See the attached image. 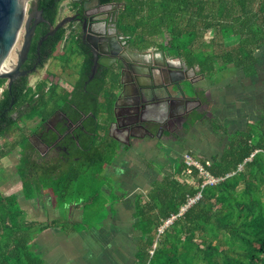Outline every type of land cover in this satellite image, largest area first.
Here are the masks:
<instances>
[{
  "label": "trees",
  "instance_id": "obj_1",
  "mask_svg": "<svg viewBox=\"0 0 264 264\" xmlns=\"http://www.w3.org/2000/svg\"><path fill=\"white\" fill-rule=\"evenodd\" d=\"M62 1L38 0L51 25L58 20ZM117 1L124 3L119 15L124 32L137 44L182 58L198 68L201 79L213 81L229 69L240 70L253 82L259 77L264 59V0ZM50 29L47 23L38 26L31 56L37 55L38 42ZM64 38L61 29L43 43L44 62L56 57ZM61 76L62 71L51 87L41 82L38 90L28 77H22L11 90L0 93V161L19 149L16 170L22 182L16 193L6 194L0 187V264H48L33 244L35 233L54 227L66 234L80 232V225L88 224L87 215L93 212L101 215L91 228L99 223V231L108 237L112 220L121 214L118 205L128 198L127 193L117 192L119 181L109 172L117 161V145L107 136L100 141L107 129L106 120L100 118L112 112L116 97L101 100L97 94L82 99V85L69 93L58 83ZM6 82L0 78V88ZM95 88L103 92L106 83ZM205 94L201 89L202 98ZM74 105L95 114L85 122L92 134H83L72 158L43 156L22 125L36 114L73 110ZM205 116L195 112L190 127ZM212 123L216 132L227 134L225 149L208 157L193 150L189 153L219 181L204 186L207 177L199 168L189 166L183 156L171 157V172L132 198L137 239L133 264H264V105L256 120L232 132L223 123ZM11 132L19 137L3 146L1 139ZM119 185L125 188L122 180ZM199 192L202 197L184 210ZM43 194L51 195L56 209L81 207L82 222L66 214L45 223L29 220L21 197L29 201ZM107 247L100 256L110 243Z\"/></svg>",
  "mask_w": 264,
  "mask_h": 264
},
{
  "label": "flooded vegetation",
  "instance_id": "obj_2",
  "mask_svg": "<svg viewBox=\"0 0 264 264\" xmlns=\"http://www.w3.org/2000/svg\"><path fill=\"white\" fill-rule=\"evenodd\" d=\"M31 4L28 14L32 10L31 6H39L38 0ZM123 6L124 3L117 0H63L54 26L65 18L71 19L59 29L64 30L65 38L56 57L44 62L41 51L39 61L38 46L37 55L31 56L34 35L28 58L22 66V71H28L29 74L15 80L28 77L30 84L38 90V85L43 81L50 87L57 84L56 75L62 71L58 83L69 93L74 94L76 87L81 84L82 99L97 94L101 100L116 97L112 112L100 118L101 122H107V129L101 132L100 141L107 136L112 141L110 143L117 145V161L110 167L115 173L118 172L116 178L128 173L127 167L136 159L135 153L147 162L153 161L164 167H167L168 162L171 163V157H182L180 152L176 153L177 148L170 141L180 140L179 134L184 131L189 133L193 128L189 120L195 112L207 115L202 108L206 107L209 100L207 92L203 98L200 95V90L204 88L199 85L203 81L194 67L160 48L137 44L134 37L120 28L119 15ZM42 23L49 24L51 28V23L46 19L36 29ZM23 32L25 34V28ZM23 43L24 35L22 46ZM13 52L16 58L12 66L19 59L18 50L14 48ZM186 81L190 82L192 90L185 89ZM7 82L3 91L13 87ZM105 83L106 90L97 92L98 88L95 87ZM154 87L161 88L157 96H142L144 89ZM37 97L40 98V93ZM73 108L58 109L50 115L39 113L22 125L31 129L29 133L34 147L43 156L57 157L64 154V157L72 158L83 134H92L85 122L95 114H86L75 105ZM138 112H142L140 117L136 116ZM161 144L176 154L166 157L159 147ZM149 151L155 154L153 158L142 157Z\"/></svg>",
  "mask_w": 264,
  "mask_h": 264
},
{
  "label": "rangeland",
  "instance_id": "obj_3",
  "mask_svg": "<svg viewBox=\"0 0 264 264\" xmlns=\"http://www.w3.org/2000/svg\"><path fill=\"white\" fill-rule=\"evenodd\" d=\"M32 2L30 1L29 8ZM23 35L24 32L15 47V51L21 48ZM15 58L16 53L13 52L7 62L8 66H12ZM194 69L198 71V68ZM202 81L203 83L201 82L199 86L206 90L208 94L207 100L209 99L206 107L202 108L203 111L207 112V115L189 133L182 132V129H180L182 133L179 134L180 140L175 142V147L177 148L176 153L180 152L183 157H185V154H189V150L208 157L225 149L228 143L227 134L223 131L216 132L212 125L213 120L225 124L229 131L232 132L244 127L249 120H256L262 113L264 105V59L262 67H260V75L255 82L251 78L244 76L240 70L237 71V69L235 71L229 69L223 74L220 72L213 81L208 79H202ZM184 86L185 89L192 90L193 88L188 81L184 83ZM29 126H31V123ZM26 129L27 132H30L28 127ZM12 132L8 133V137L1 139L3 146L11 144L12 141L19 137V133L15 132L12 134ZM159 147L162 148L166 157L170 158L176 154L166 145L161 144ZM154 155L152 151H149L142 157L149 159L153 158ZM18 158V153L13 151L8 157L0 161V187L6 194L19 192V185L13 184L16 178L14 170L15 164L19 160ZM135 158L130 166L127 167L128 173L122 178L120 177L121 179L116 178L118 172L115 173L113 168L109 170L112 174L111 177L116 178L119 182L122 180L124 183V189H120L119 182L116 183L117 192L119 194L123 192L128 194L127 200L118 205L121 214L116 220H112L111 234L105 237L107 234L105 231H93L91 228L92 223L99 222L101 214L93 212L91 215H87L88 224H81L79 228L89 234L93 233L94 237L99 236V239L95 245L89 238L79 242L78 240L69 241L70 248L67 256H69L71 261L68 264H133L134 253L137 249V239L132 228L134 222L132 198L135 197L136 192L147 191L154 180L163 178L172 169L170 162L164 168L153 161L147 162L148 160L141 158L136 153ZM96 226L99 227V223ZM76 242L78 243L75 244ZM109 243L110 248L106 254L100 256L99 252L101 253V250L108 248ZM65 251L59 249L56 256L59 253L64 254Z\"/></svg>",
  "mask_w": 264,
  "mask_h": 264
},
{
  "label": "water",
  "instance_id": "obj_4",
  "mask_svg": "<svg viewBox=\"0 0 264 264\" xmlns=\"http://www.w3.org/2000/svg\"><path fill=\"white\" fill-rule=\"evenodd\" d=\"M30 1L34 0H0V78L7 79V84L13 86L14 81L23 75H28V71H22L24 61L28 58L32 41L36 33L37 25L46 21L43 10L35 4L31 6L32 10L28 14ZM33 5V2L32 4ZM71 18L61 20L56 26L51 25L50 31L44 35L38 42L39 61H41V49L43 43L50 37L56 35L57 31L62 28ZM25 28L24 43L18 50L19 59L13 66L12 70L6 72L4 66L13 49L17 45L19 38ZM161 92L160 87L147 88L142 92V96L153 97ZM118 102L116 105H118ZM142 112L136 113V116H141ZM146 128L145 126H143ZM148 129V128H147ZM152 135L154 133L148 129Z\"/></svg>",
  "mask_w": 264,
  "mask_h": 264
},
{
  "label": "crops",
  "instance_id": "obj_5",
  "mask_svg": "<svg viewBox=\"0 0 264 264\" xmlns=\"http://www.w3.org/2000/svg\"><path fill=\"white\" fill-rule=\"evenodd\" d=\"M188 90V89H187ZM190 94V91H187ZM179 140L170 141L175 145V142ZM19 153V149L16 150ZM8 157V156H7ZM18 163V162H17ZM17 163L15 164L14 174L16 173V178L12 182L13 184L19 185V191L22 189V182L18 179L17 176ZM110 170V168H109ZM115 172V171H114ZM16 193V192H11ZM21 203L25 210H27V217L31 221H38L41 223L49 222L51 220L61 217L62 215L73 216L74 219L82 222L83 220V209L73 208L72 211L69 210H59L54 207L53 199L50 194L39 195L33 200H25L24 197H21ZM69 209V208H68ZM99 227H94L93 231H99ZM92 240V243L95 245L99 236H93L85 231L73 232L71 234L64 233L61 229L54 227L45 231H37L34 235L33 244L39 252L44 255V258L47 260L48 264H68L71 260L68 255V250L70 248V242L72 240ZM76 242L75 244H77ZM80 244V243H79ZM66 248V249H65ZM59 249L66 250L65 253H59L56 256V253ZM72 252V251H71ZM56 257V259H55ZM68 259H67V258Z\"/></svg>",
  "mask_w": 264,
  "mask_h": 264
},
{
  "label": "built area",
  "instance_id": "obj_6",
  "mask_svg": "<svg viewBox=\"0 0 264 264\" xmlns=\"http://www.w3.org/2000/svg\"><path fill=\"white\" fill-rule=\"evenodd\" d=\"M5 85L3 87L0 88V93L3 92V89H4ZM184 161L189 165V166H196L197 168L200 169L201 173L203 175H205L207 177V180L204 184V186L206 184H214V183H217L219 181V179L213 177L206 169L205 167L203 166V164L198 160L196 159L195 157H193L190 153L189 154H185V157H183ZM208 164H210V162H208ZM202 197V193L199 192L197 194V196L193 197L190 199L189 201V204L184 208V210H186L190 205L194 204L197 200H199L200 198ZM175 219V218H174ZM170 220L167 222V225L171 224L173 222V220ZM163 230V229H162Z\"/></svg>",
  "mask_w": 264,
  "mask_h": 264
},
{
  "label": "bare ground",
  "instance_id": "obj_7",
  "mask_svg": "<svg viewBox=\"0 0 264 264\" xmlns=\"http://www.w3.org/2000/svg\"><path fill=\"white\" fill-rule=\"evenodd\" d=\"M6 72L12 70L13 66H8V64L6 63L5 66H4Z\"/></svg>",
  "mask_w": 264,
  "mask_h": 264
}]
</instances>
